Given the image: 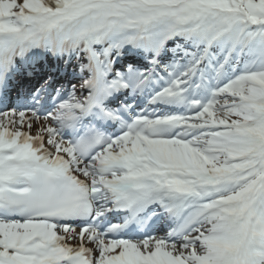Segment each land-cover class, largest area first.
<instances>
[{"label":"snow or ice","instance_id":"1","mask_svg":"<svg viewBox=\"0 0 264 264\" xmlns=\"http://www.w3.org/2000/svg\"><path fill=\"white\" fill-rule=\"evenodd\" d=\"M0 264H264V0H0Z\"/></svg>","mask_w":264,"mask_h":264}]
</instances>
